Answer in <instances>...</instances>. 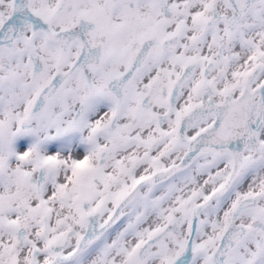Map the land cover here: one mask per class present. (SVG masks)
Masks as SVG:
<instances>
[{
    "label": "snow or ice",
    "instance_id": "obj_1",
    "mask_svg": "<svg viewBox=\"0 0 264 264\" xmlns=\"http://www.w3.org/2000/svg\"><path fill=\"white\" fill-rule=\"evenodd\" d=\"M0 264H264V0H0Z\"/></svg>",
    "mask_w": 264,
    "mask_h": 264
}]
</instances>
